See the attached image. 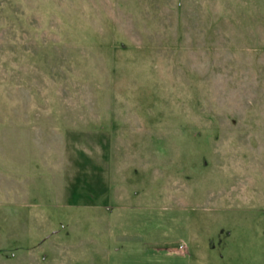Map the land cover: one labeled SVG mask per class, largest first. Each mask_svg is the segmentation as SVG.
I'll return each mask as SVG.
<instances>
[{
	"label": "rangeland",
	"instance_id": "1",
	"mask_svg": "<svg viewBox=\"0 0 264 264\" xmlns=\"http://www.w3.org/2000/svg\"><path fill=\"white\" fill-rule=\"evenodd\" d=\"M262 230L264 0H0V264H208Z\"/></svg>",
	"mask_w": 264,
	"mask_h": 264
},
{
	"label": "crops",
	"instance_id": "2",
	"mask_svg": "<svg viewBox=\"0 0 264 264\" xmlns=\"http://www.w3.org/2000/svg\"><path fill=\"white\" fill-rule=\"evenodd\" d=\"M262 232L264 233V230ZM255 240L257 239H250L249 242H244L239 245L237 251L233 249L232 252H228L226 247H220V244L226 245L227 243L219 239L218 252L220 260H215L212 257L208 258V255H203L204 259H207L208 264H264V235L260 237L257 244L252 245L255 243ZM179 245V252L185 253L187 249L185 245Z\"/></svg>",
	"mask_w": 264,
	"mask_h": 264
},
{
	"label": "built area",
	"instance_id": "3",
	"mask_svg": "<svg viewBox=\"0 0 264 264\" xmlns=\"http://www.w3.org/2000/svg\"><path fill=\"white\" fill-rule=\"evenodd\" d=\"M181 246V245H180Z\"/></svg>",
	"mask_w": 264,
	"mask_h": 264
}]
</instances>
